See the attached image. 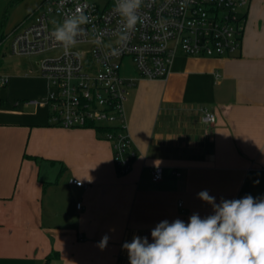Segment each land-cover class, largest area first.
<instances>
[{
	"label": "crops",
	"instance_id": "obj_1",
	"mask_svg": "<svg viewBox=\"0 0 264 264\" xmlns=\"http://www.w3.org/2000/svg\"><path fill=\"white\" fill-rule=\"evenodd\" d=\"M44 1L13 0L0 38ZM135 74L125 112L136 156L125 174L101 128L50 126L46 108L0 99V264H129L122 245L133 236L212 214L203 190L216 203L264 198V0H249L236 58L179 53L166 79ZM9 77L12 93L22 77Z\"/></svg>",
	"mask_w": 264,
	"mask_h": 264
},
{
	"label": "built area",
	"instance_id": "obj_2",
	"mask_svg": "<svg viewBox=\"0 0 264 264\" xmlns=\"http://www.w3.org/2000/svg\"><path fill=\"white\" fill-rule=\"evenodd\" d=\"M248 4L249 0H142L141 22L129 41H121L123 26L113 11L115 0L106 9L87 0H66L63 5L61 0H45L0 44L6 43L16 56L63 50L50 35L52 27L78 6L84 7L90 16V23L83 26L85 34L69 53L63 50L59 57L40 62L46 94L24 104L46 108L50 126L101 128L104 138L113 143L116 165L127 173L136 152L126 133V89L136 79L123 77L122 62L130 58L141 78L166 79L179 53L236 58L242 50ZM86 45L92 48L88 52L75 49ZM9 83L10 77L0 74V87ZM215 120V114L205 110L206 123ZM162 178L163 168H154L152 180ZM72 183L86 187L79 180ZM145 236L151 242V236L141 237Z\"/></svg>",
	"mask_w": 264,
	"mask_h": 264
},
{
	"label": "clouds",
	"instance_id": "obj_3",
	"mask_svg": "<svg viewBox=\"0 0 264 264\" xmlns=\"http://www.w3.org/2000/svg\"><path fill=\"white\" fill-rule=\"evenodd\" d=\"M141 7L142 0H115L113 11L123 26L119 40H130L141 22ZM89 23L90 16L78 6L54 23L50 35L67 54ZM197 195L212 206V214L202 218L193 213L187 222L163 220L151 230V242L147 236H133L122 245L129 264H264V198L246 195L216 203L207 190ZM108 240L104 235L99 247L105 248Z\"/></svg>",
	"mask_w": 264,
	"mask_h": 264
},
{
	"label": "rangeland",
	"instance_id": "obj_4",
	"mask_svg": "<svg viewBox=\"0 0 264 264\" xmlns=\"http://www.w3.org/2000/svg\"><path fill=\"white\" fill-rule=\"evenodd\" d=\"M15 1V0H14ZM90 3L96 4L100 9H106L111 7L112 0H87ZM15 2H3L0 0V36L2 34L1 24L8 18L11 12L15 9ZM6 27V26H3ZM3 38H0V43ZM1 47V44H0ZM5 45L0 49V74L10 76L17 75L22 77L16 80L13 84L12 93L9 85L6 87H0V99H7L8 95H11L9 99L15 103H24L26 100L31 99L37 92H42L47 88V82L41 76L40 62L46 58L59 57L63 50L61 48L49 49L41 54L16 56L9 53ZM88 52L92 48L89 45L76 47L75 49ZM5 54V56L3 55ZM135 65L130 58H126L122 62V75L124 78H132L136 74ZM7 75V76H9Z\"/></svg>",
	"mask_w": 264,
	"mask_h": 264
},
{
	"label": "trees",
	"instance_id": "obj_5",
	"mask_svg": "<svg viewBox=\"0 0 264 264\" xmlns=\"http://www.w3.org/2000/svg\"><path fill=\"white\" fill-rule=\"evenodd\" d=\"M20 0H15V2H19ZM119 171L121 172V170H120V168H119ZM122 174H125V173H123V172H121Z\"/></svg>",
	"mask_w": 264,
	"mask_h": 264
}]
</instances>
